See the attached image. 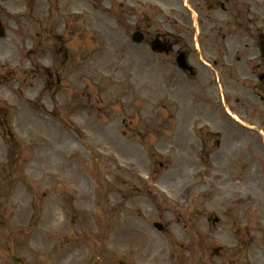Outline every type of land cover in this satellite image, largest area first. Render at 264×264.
<instances>
[{
  "label": "rangeland",
  "instance_id": "374dc122",
  "mask_svg": "<svg viewBox=\"0 0 264 264\" xmlns=\"http://www.w3.org/2000/svg\"><path fill=\"white\" fill-rule=\"evenodd\" d=\"M138 9L0 0V264H264V149L169 117ZM43 67L61 72L51 93Z\"/></svg>",
  "mask_w": 264,
  "mask_h": 264
},
{
  "label": "flooded vegetation",
  "instance_id": "af4514ba",
  "mask_svg": "<svg viewBox=\"0 0 264 264\" xmlns=\"http://www.w3.org/2000/svg\"><path fill=\"white\" fill-rule=\"evenodd\" d=\"M136 4L135 27L144 35L143 43L166 47L153 54L166 60L169 117L182 105L186 119L213 121L229 129L239 144L249 135L251 148L263 150L264 0H168L162 20L155 16L157 5ZM43 69L51 93L62 84L61 72ZM199 128L200 134L212 132Z\"/></svg>",
  "mask_w": 264,
  "mask_h": 264
},
{
  "label": "water",
  "instance_id": "95a60500",
  "mask_svg": "<svg viewBox=\"0 0 264 264\" xmlns=\"http://www.w3.org/2000/svg\"><path fill=\"white\" fill-rule=\"evenodd\" d=\"M5 35H6V27L4 26V24L0 20V37H4ZM132 39H133L134 42L139 43V42L142 41V36L140 35V33L136 32V33H134ZM152 49L153 50H158V49H162V47H159L156 44H154ZM262 49L264 50V37L262 39ZM155 225L157 227L161 228L160 224L156 223Z\"/></svg>",
  "mask_w": 264,
  "mask_h": 264
}]
</instances>
